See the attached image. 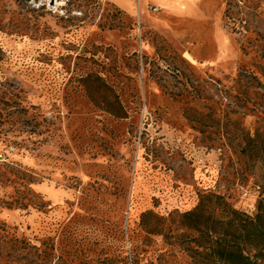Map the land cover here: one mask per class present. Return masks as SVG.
<instances>
[{
  "label": "rangeland",
  "instance_id": "obj_1",
  "mask_svg": "<svg viewBox=\"0 0 264 264\" xmlns=\"http://www.w3.org/2000/svg\"><path fill=\"white\" fill-rule=\"evenodd\" d=\"M133 3L0 0V264H195L200 194L254 212L264 0Z\"/></svg>",
  "mask_w": 264,
  "mask_h": 264
},
{
  "label": "trees",
  "instance_id": "obj_2",
  "mask_svg": "<svg viewBox=\"0 0 264 264\" xmlns=\"http://www.w3.org/2000/svg\"><path fill=\"white\" fill-rule=\"evenodd\" d=\"M254 141L240 134L230 145L246 155ZM179 218L192 234V245L185 248L195 264H264V185L252 214L233 207L220 194L206 193Z\"/></svg>",
  "mask_w": 264,
  "mask_h": 264
},
{
  "label": "crops",
  "instance_id": "obj_3",
  "mask_svg": "<svg viewBox=\"0 0 264 264\" xmlns=\"http://www.w3.org/2000/svg\"><path fill=\"white\" fill-rule=\"evenodd\" d=\"M113 1L119 9L130 14H133L135 12L133 0H113Z\"/></svg>",
  "mask_w": 264,
  "mask_h": 264
}]
</instances>
